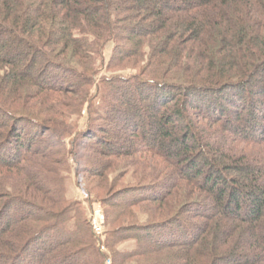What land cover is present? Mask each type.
<instances>
[{
  "label": "trees",
  "instance_id": "1",
  "mask_svg": "<svg viewBox=\"0 0 264 264\" xmlns=\"http://www.w3.org/2000/svg\"><path fill=\"white\" fill-rule=\"evenodd\" d=\"M262 233L264 0H0V264H264Z\"/></svg>",
  "mask_w": 264,
  "mask_h": 264
},
{
  "label": "rangeland",
  "instance_id": "2",
  "mask_svg": "<svg viewBox=\"0 0 264 264\" xmlns=\"http://www.w3.org/2000/svg\"><path fill=\"white\" fill-rule=\"evenodd\" d=\"M125 73H126V74H134V73H136V72H135V71H126ZM95 103H96V106H99V104H100L99 101H95ZM86 108H88L87 105H86ZM86 108L84 109V111H83V113H82V114H83L82 119L80 120V125H81L80 128H81V129L86 128L87 124H88L90 121H92V117H94V116L96 115L95 112H91V113H90V111H88ZM75 119H76V118H75ZM73 181H74V180H73ZM73 183H74V182H73ZM69 187H70V190H71V196H73L74 199L81 200V201L85 202L84 205H85V207H86L88 210H89V205H91L92 208L90 209V212H89L90 220H92L93 213H94L95 211L100 210V211L102 212V215H103L104 218H105L104 237H103V239H102L101 237H98V236H97V237L100 238V239H102V242L105 244L104 241H105V239H106V237H105V231H106V214H105L104 209L102 208V206L100 205V203H98V202H96V201H93L92 203L88 204L87 200H88L89 196H88V195H87L82 189H80V188L78 189V187L75 188L71 182H69ZM91 198L94 199L93 196H92ZM94 200H95V199H94ZM261 235L263 236L264 233H262ZM120 249H121V250H129V249H132V247H131V245L129 244V245H125V246L123 245V246H121ZM106 252H107V249H106ZM108 261H110L109 264H112L111 259L108 260ZM108 261H107V264H108Z\"/></svg>",
  "mask_w": 264,
  "mask_h": 264
},
{
  "label": "built area",
  "instance_id": "3",
  "mask_svg": "<svg viewBox=\"0 0 264 264\" xmlns=\"http://www.w3.org/2000/svg\"><path fill=\"white\" fill-rule=\"evenodd\" d=\"M92 227L94 232L98 237L103 238L104 237V225H105V218L102 215V212L100 210H97L93 213V217L91 220ZM103 252H106L105 246L101 247ZM110 261H108V264Z\"/></svg>",
  "mask_w": 264,
  "mask_h": 264
}]
</instances>
